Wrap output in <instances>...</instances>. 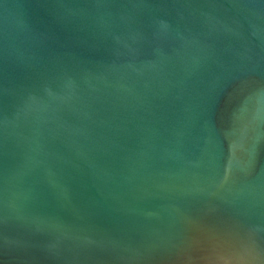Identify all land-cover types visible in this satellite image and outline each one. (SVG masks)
Instances as JSON below:
<instances>
[{"label": "water", "instance_id": "95a60500", "mask_svg": "<svg viewBox=\"0 0 264 264\" xmlns=\"http://www.w3.org/2000/svg\"><path fill=\"white\" fill-rule=\"evenodd\" d=\"M0 264H264V0H0Z\"/></svg>", "mask_w": 264, "mask_h": 264}]
</instances>
